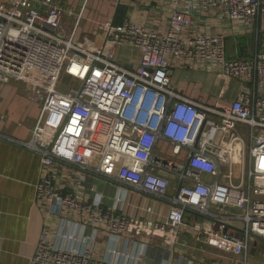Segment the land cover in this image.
Here are the masks:
<instances>
[{
    "label": "built area",
    "instance_id": "1",
    "mask_svg": "<svg viewBox=\"0 0 264 264\" xmlns=\"http://www.w3.org/2000/svg\"><path fill=\"white\" fill-rule=\"evenodd\" d=\"M37 1H0V81L29 85L42 103L31 138L18 141L44 167L38 201L60 204L92 232L58 231L65 245H57L45 227L26 264H112L93 253L101 231L175 248L187 227L231 253L232 264H250L254 240H264V0H144L167 11L163 28L132 18L109 22L95 47L89 34L76 42L82 13L55 0H42L43 11ZM68 15L76 21L65 33ZM246 31L254 35L249 56L229 58L228 34ZM122 45L141 50L138 65L119 61ZM176 68L218 72L227 85L238 79L242 87L230 104L209 105L172 84ZM96 123L99 132L91 130ZM162 141L172 147L170 158L157 151ZM58 161L74 165L77 175L166 201L169 211L162 221L131 216L123 195L114 207L92 201L82 179L64 190L50 171ZM188 211L209 224L190 225ZM115 254L113 264L143 260L141 253Z\"/></svg>",
    "mask_w": 264,
    "mask_h": 264
},
{
    "label": "crops",
    "instance_id": "2",
    "mask_svg": "<svg viewBox=\"0 0 264 264\" xmlns=\"http://www.w3.org/2000/svg\"><path fill=\"white\" fill-rule=\"evenodd\" d=\"M2 1V0H0ZM42 0L35 5L43 11L47 6ZM73 10L80 17V30L76 42L84 44V34L91 35L96 45L105 41L104 29L109 22H121L125 18L140 20L142 23L163 28L168 19L167 11L157 3H145L144 0H55ZM75 15H68L64 21V32L68 33L75 23ZM106 21V22H105ZM81 26L83 28H81ZM227 54L229 58H245L254 44V35L250 32L229 33L227 37ZM264 41V40H263ZM262 51L264 45H261ZM119 61L127 66H136L141 62V50L135 46L122 45L117 50ZM172 84L184 94L197 101L209 105L227 104V101L237 98L242 87L241 80L233 79L226 83L218 72L197 69L176 68L172 76ZM226 96V97H225ZM40 101L32 96V89H25L16 83H0V264H26L36 251L40 234L45 227H49L52 239L57 245L65 242L57 236L61 230L74 231L89 235L92 228L82 227L79 215L70 213L60 204L41 203L37 198V184L43 178L44 167L40 156L20 144L28 141L40 116ZM42 104V103H41ZM99 132V124L91 129ZM93 137H97L95 133ZM19 141V142H18ZM167 141H162L157 149L165 154ZM184 157V153L182 155ZM166 157V156H164ZM167 157H171L170 154ZM182 157V158H183ZM55 181L68 188L69 181L82 179L85 193L92 201H99L108 207H114L116 197L125 198L123 206L131 216L153 218L158 221L165 219L169 211V203L150 195L139 192H129L120 189L118 183L110 182L92 173L77 175L74 165L62 161L56 162L50 168ZM79 174V173H78ZM211 180L210 176H206ZM179 180L172 179L170 195L175 194ZM125 195V196H124ZM153 207L147 212V207ZM186 220L190 225L209 224L202 216L192 211L186 213ZM196 230L184 229L175 248H169L159 238L135 237L128 240L115 237L107 232L98 234L94 246L97 258L115 263V250H127L141 253L139 264H232L233 255L227 251L209 245L203 241ZM258 242L255 245V242ZM253 248L255 251L253 252ZM261 248L260 239H255L251 253L256 254ZM264 247L261 248L263 250ZM253 264H257L252 262ZM264 264V263H263Z\"/></svg>",
    "mask_w": 264,
    "mask_h": 264
},
{
    "label": "rangeland",
    "instance_id": "3",
    "mask_svg": "<svg viewBox=\"0 0 264 264\" xmlns=\"http://www.w3.org/2000/svg\"><path fill=\"white\" fill-rule=\"evenodd\" d=\"M81 28H83V27L81 26ZM80 33H81V30L79 28V34ZM68 79H69V77L67 75H65L64 76V80H68ZM0 83H4V82H1L0 81ZM8 83H16L18 86L21 84V85L24 86L25 89H27V90L29 89V85H26V84H24V83H22L20 81L13 80V81H10ZM222 102L223 103L226 102L227 104H230L231 101H230V99L227 101V99L224 98L222 100ZM40 108L42 109V104L41 103H40ZM41 109H40V114H41ZM164 150L166 151L165 154H164V156L167 157L169 154H170V156H173V150H172V147L171 146H168L167 145ZM183 153H184V156L187 154L186 151H183ZM258 182H261V179ZM262 182H264V181H262ZM260 242H261V248L264 247V240L263 239H260ZM261 248H259V252L258 253H256V254H252L251 253L250 254V259H249L250 264H253L252 262H255L257 264H263L264 263V248H263V250H261Z\"/></svg>",
    "mask_w": 264,
    "mask_h": 264
},
{
    "label": "water",
    "instance_id": "4",
    "mask_svg": "<svg viewBox=\"0 0 264 264\" xmlns=\"http://www.w3.org/2000/svg\"><path fill=\"white\" fill-rule=\"evenodd\" d=\"M129 68H131V66H128ZM257 241L255 242V245H257ZM255 251V248H253V252Z\"/></svg>",
    "mask_w": 264,
    "mask_h": 264
}]
</instances>
